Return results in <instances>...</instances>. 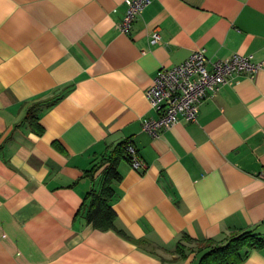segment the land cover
Masks as SVG:
<instances>
[{"label":"crops","instance_id":"obj_1","mask_svg":"<svg viewBox=\"0 0 264 264\" xmlns=\"http://www.w3.org/2000/svg\"><path fill=\"white\" fill-rule=\"evenodd\" d=\"M124 11V0H0V264H198L235 232L264 238V0H150L127 34ZM200 48L263 68L151 137L145 90ZM123 140L144 163L121 158L113 183L130 238L84 213ZM245 250L240 264H264V245Z\"/></svg>","mask_w":264,"mask_h":264},{"label":"built area","instance_id":"obj_2","mask_svg":"<svg viewBox=\"0 0 264 264\" xmlns=\"http://www.w3.org/2000/svg\"><path fill=\"white\" fill-rule=\"evenodd\" d=\"M150 0H124L123 17L116 23L121 33H129L134 19L141 14ZM160 40L158 29L150 35L149 43ZM263 68V62L250 55L234 53L225 58H209L204 49L194 50L185 60L172 67L160 66L144 94L156 117L142 120V129L151 137H158L181 119L195 122L201 103L234 77L247 74L253 78ZM129 162L133 168H144L132 145L127 146Z\"/></svg>","mask_w":264,"mask_h":264},{"label":"trees","instance_id":"obj_3","mask_svg":"<svg viewBox=\"0 0 264 264\" xmlns=\"http://www.w3.org/2000/svg\"><path fill=\"white\" fill-rule=\"evenodd\" d=\"M30 113L31 111L26 118H29ZM33 117H36L35 113ZM129 144L130 142L127 140L120 141L115 145L110 156L102 160L99 165L103 166L99 186L96 189H90L84 202V213L88 224L98 230H114L126 238L130 237L115 225L116 211L111 205V200L115 195L113 183L121 179V174L117 168L118 161L121 158L129 161L127 152ZM183 238L190 240V237L186 235H183ZM138 242L141 241L138 240ZM263 245V237L251 230H241L231 234L221 243L214 244L211 242L210 249L202 255L198 264H240L247 251H242L243 247L251 249ZM177 250L179 254L183 253L181 243L177 244Z\"/></svg>","mask_w":264,"mask_h":264}]
</instances>
